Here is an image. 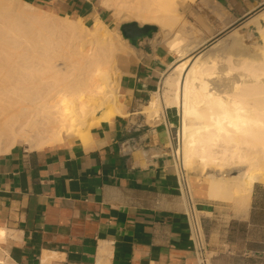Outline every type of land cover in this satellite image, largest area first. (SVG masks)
I'll return each instance as SVG.
<instances>
[{
  "label": "bare ground",
  "instance_id": "6f19581e",
  "mask_svg": "<svg viewBox=\"0 0 264 264\" xmlns=\"http://www.w3.org/2000/svg\"><path fill=\"white\" fill-rule=\"evenodd\" d=\"M195 1L99 0L121 24L157 25L165 39ZM254 23L259 41L249 31L247 43L235 30L192 63L176 64L143 107L150 121L178 118L174 154L190 187L192 173L205 179L199 192L208 200L240 209L254 185L264 184V26ZM203 43L173 36L167 45L182 59ZM126 46L98 16L88 27L82 17L0 0V155L18 145L41 150L71 137L86 141L93 127L124 116L116 66Z\"/></svg>",
  "mask_w": 264,
  "mask_h": 264
},
{
  "label": "crops",
  "instance_id": "0c3cea01",
  "mask_svg": "<svg viewBox=\"0 0 264 264\" xmlns=\"http://www.w3.org/2000/svg\"><path fill=\"white\" fill-rule=\"evenodd\" d=\"M206 1L226 27L264 26V0ZM157 36L140 44L120 80L124 116L93 127L86 141L0 155V264H198L171 137L178 118L143 114L179 61ZM195 202L212 264H222L221 223L234 210ZM230 222L238 250L229 253L238 264H264V184Z\"/></svg>",
  "mask_w": 264,
  "mask_h": 264
},
{
  "label": "rangeland",
  "instance_id": "374dc122",
  "mask_svg": "<svg viewBox=\"0 0 264 264\" xmlns=\"http://www.w3.org/2000/svg\"><path fill=\"white\" fill-rule=\"evenodd\" d=\"M82 1L89 2L91 4V9L87 11V14L85 13L86 14L85 16H80V13L78 12V10L72 9L71 7H69V5H71L70 3H73V5L79 6L80 9L83 8L82 6L78 5L77 3L72 2L71 0H31L30 3H33L37 7L43 10H46L47 12L52 13L54 15H59L62 17L68 16L72 20H76L79 17H82L83 23L88 27H92L94 17L98 16L108 25V28L111 31L113 32L120 31V27L122 25L121 22H119L113 17L112 11H109L106 8H103L99 0H82ZM182 11L183 13H182L181 21L173 26L172 33L169 36H167L166 39L163 37V34L161 31L158 32L157 34L158 36L157 35L156 36L159 37L160 41L166 45H167L168 39L172 38L173 36L174 38L176 36L178 38H184L185 42H188V43L195 41V40L196 41L204 40V43L200 45L199 47H196L195 49H193L191 52L185 55L184 58L179 59L178 63L184 61L186 58H190L189 63H192V61L195 59V57L198 54L206 52L215 43H217L218 40L227 38L235 30H239L242 34L246 35L245 41H247V43L249 42V38L247 37L249 34V31L253 34L254 39L256 38L258 41L260 40L259 33L252 31L250 27H249V30L242 28L240 25H233L230 27H226V25L222 23V20L224 19L222 12L217 10L206 0H196L193 3H188L182 8ZM179 30H181V32H179ZM120 34H121V38L123 42L125 43L127 42L125 53L122 55L118 54V57H117V66H116L117 75L120 76V78H122L124 75L123 72L128 67V65L132 62L130 60L136 57L135 56L136 48L132 47L129 44V42L122 37L121 31H120ZM119 96H120V88H119ZM119 100H120V97H119ZM97 115L100 116L101 113L99 112L97 113ZM178 130H179V123H176V126L173 128V131L171 134V137L173 140V146L175 149L178 147V139H177ZM75 139L77 138L71 137L67 139L64 143L68 141H73ZM19 146L28 148L25 145H19ZM233 175H236V173H234ZM189 176H190L189 179H190L193 198L196 200V197L199 196L205 200L208 199L205 192L204 193L199 192V186H200L199 182H203L205 179L195 174H192V173L189 174ZM226 203L228 207L233 209L234 211H226L224 213L226 215V218H223L224 222L221 223L222 224L221 226L222 239L221 240L223 241V243L226 244V247L223 248L224 254L220 258V261L222 262V264H238L236 259H234L236 255L229 253V252H236L238 250L237 234H236L237 225L236 224L234 225L235 222L228 223L229 216L235 215L236 207L234 206L233 202H226ZM230 224H233V225H231V233L229 234L228 228L226 226ZM228 235H229V241L231 243V246L227 242H225ZM228 245L230 246V248H228ZM211 255L214 256V253H211Z\"/></svg>",
  "mask_w": 264,
  "mask_h": 264
},
{
  "label": "built area",
  "instance_id": "2783aa9c",
  "mask_svg": "<svg viewBox=\"0 0 264 264\" xmlns=\"http://www.w3.org/2000/svg\"><path fill=\"white\" fill-rule=\"evenodd\" d=\"M176 168L178 171L181 191L186 199V217L190 230V240L193 245L197 262L198 264H212V255L209 251L208 240L203 227L200 211L193 198L188 175L178 159H176Z\"/></svg>",
  "mask_w": 264,
  "mask_h": 264
},
{
  "label": "water",
  "instance_id": "95a60500",
  "mask_svg": "<svg viewBox=\"0 0 264 264\" xmlns=\"http://www.w3.org/2000/svg\"><path fill=\"white\" fill-rule=\"evenodd\" d=\"M120 31L122 37L127 40L132 47L138 49L141 42L153 39L160 30L157 25L145 24L139 26L137 22L132 21L122 24Z\"/></svg>",
  "mask_w": 264,
  "mask_h": 264
},
{
  "label": "trees",
  "instance_id": "16d2710c",
  "mask_svg": "<svg viewBox=\"0 0 264 264\" xmlns=\"http://www.w3.org/2000/svg\"><path fill=\"white\" fill-rule=\"evenodd\" d=\"M25 1L31 2V0H25ZM71 1L83 7L82 9H80L79 6H74V9L78 10L80 16H85L86 11H89L91 9V4L89 2H85L82 0H71Z\"/></svg>",
  "mask_w": 264,
  "mask_h": 264
}]
</instances>
